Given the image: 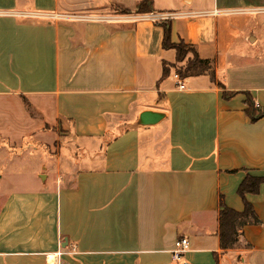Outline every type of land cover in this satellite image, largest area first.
I'll return each instance as SVG.
<instances>
[{"label": "crops", "instance_id": "1", "mask_svg": "<svg viewBox=\"0 0 264 264\" xmlns=\"http://www.w3.org/2000/svg\"><path fill=\"white\" fill-rule=\"evenodd\" d=\"M141 1L0 0V264H264V182L257 221L230 248L219 235L221 196L241 212L240 184L264 177L244 93L264 106V0H152L213 65L184 88L192 53L163 47Z\"/></svg>", "mask_w": 264, "mask_h": 264}, {"label": "trees", "instance_id": "2", "mask_svg": "<svg viewBox=\"0 0 264 264\" xmlns=\"http://www.w3.org/2000/svg\"><path fill=\"white\" fill-rule=\"evenodd\" d=\"M154 8L152 5V0H142L137 6L138 13L153 12ZM164 28L163 37V47L166 49L173 48L176 50V60L178 62L184 61L187 58L189 52L193 53V58H189L185 66L178 68V73L182 77H188L193 75H201L209 73L212 80H216L215 71L213 65L209 59L202 58L199 56L195 47L191 44L186 43L183 39L179 42H173L172 40V25L171 19L163 20L159 22ZM170 67L168 62L163 63V77L169 74ZM219 86L223 88V97L225 99L234 96L237 91H229L225 89V86L218 82ZM246 94L245 103L247 105L245 111L252 121H257L264 117V106L257 104L249 91L244 92ZM26 104L30 107L29 102L26 100ZM234 171V170H231ZM264 182V177L253 176L247 174L246 178L240 184L238 192L244 200L245 209L243 211H237L228 207L224 201L223 197L220 198V241L221 247L227 249L235 245L238 241L239 225L241 224V219L251 218L257 221V216L253 209L252 204L248 201L247 193H257L259 191L260 183Z\"/></svg>", "mask_w": 264, "mask_h": 264}, {"label": "built area", "instance_id": "3", "mask_svg": "<svg viewBox=\"0 0 264 264\" xmlns=\"http://www.w3.org/2000/svg\"><path fill=\"white\" fill-rule=\"evenodd\" d=\"M181 15V12H163V13H155V12H147V13H139V15H136L137 19H142V20H152L155 22H160L163 20H168V19H172L175 18L177 16ZM177 77V84L179 88H184V83H183V77L177 73L176 74ZM190 245V241L187 237H181L179 239L176 240L175 242V247L172 250V255H173V259L178 260L182 257V255L184 254V252L189 248ZM64 253L62 251L57 252L56 254H54L52 257V261L53 263L56 264H61L59 263V256ZM69 253H77V247L76 245H73L71 250L69 251Z\"/></svg>", "mask_w": 264, "mask_h": 264}, {"label": "water", "instance_id": "4", "mask_svg": "<svg viewBox=\"0 0 264 264\" xmlns=\"http://www.w3.org/2000/svg\"><path fill=\"white\" fill-rule=\"evenodd\" d=\"M158 117H159V115L157 113H154L151 111H145L140 116V122L142 124H150V123L155 122Z\"/></svg>", "mask_w": 264, "mask_h": 264}, {"label": "rangeland", "instance_id": "5", "mask_svg": "<svg viewBox=\"0 0 264 264\" xmlns=\"http://www.w3.org/2000/svg\"><path fill=\"white\" fill-rule=\"evenodd\" d=\"M254 29H255V32L261 33V31H262L263 28H262V25H261V24H257V23H255V24H254ZM261 34H262V33H261ZM189 54H191V52H189L188 55H189ZM188 55H187V56H188ZM191 58H193V53L191 54L190 59H191ZM186 59H187V58H186ZM185 64H186V63H185ZM185 64H184V66H185ZM184 66H183V67H184Z\"/></svg>", "mask_w": 264, "mask_h": 264}]
</instances>
